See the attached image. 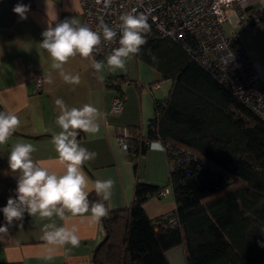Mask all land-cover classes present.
Segmentation results:
<instances>
[{
    "label": "trees",
    "instance_id": "1",
    "mask_svg": "<svg viewBox=\"0 0 264 264\" xmlns=\"http://www.w3.org/2000/svg\"><path fill=\"white\" fill-rule=\"evenodd\" d=\"M147 22L136 56L173 85L155 101L146 128L128 127L127 153L137 170L150 142H161L169 183L138 180L128 207L108 209L94 264H171L168 251L180 245L185 264H264V121L181 42ZM112 78L108 84L122 92L127 78ZM169 186L176 208L150 217L145 202ZM88 198L102 201L95 191Z\"/></svg>",
    "mask_w": 264,
    "mask_h": 264
},
{
    "label": "crops",
    "instance_id": "2",
    "mask_svg": "<svg viewBox=\"0 0 264 264\" xmlns=\"http://www.w3.org/2000/svg\"><path fill=\"white\" fill-rule=\"evenodd\" d=\"M18 3L29 6L27 19L21 20L13 12ZM258 14H262V18L250 23L249 19ZM73 18L81 24L79 0H0V111L15 112L21 120L8 143L0 145V209L6 206L9 197L16 195L19 173L12 172L8 166V154L13 145L31 143L36 148L32 154L34 160L57 158L51 142L52 136L61 131L56 123L59 109L54 101L57 98H62L70 108L91 104L102 114L98 120L99 132L95 135L80 132L77 139L82 147L96 153L93 160L82 166L89 187L92 188L96 180L114 181L110 200L103 201L108 209L128 207L134 199L138 180L159 186L169 183L170 162L163 145L162 150L148 148L136 170L119 140L123 134L126 140L130 126L146 128L154 115L155 101L168 96L173 80L161 79L155 68L136 55L126 61L124 69L112 71L106 59L94 53L96 60L105 63L103 70L97 73L90 60L76 56L64 65V71L79 75L80 83H66L59 72L51 68L52 60L40 43L49 24L55 27ZM225 29L229 34H238L256 67L259 87L264 88V0H252L242 6L235 4L229 10ZM122 75L127 78L122 84L126 99L122 109L114 112L112 101L119 92L108 81ZM49 78L51 83H48ZM144 207L152 218L173 211L176 201L172 190L166 196L149 198ZM53 220L58 226L63 223L55 217ZM49 222L25 213L22 220L7 225L0 211V226L8 228L7 232L0 233V264H94L95 250L106 237L103 219L90 227L77 218L74 222L81 236L79 247L67 245L52 253L41 239L43 226ZM178 250L174 247L168 251L171 264H174L173 259L181 263L184 249ZM50 254L52 259H46Z\"/></svg>",
    "mask_w": 264,
    "mask_h": 264
},
{
    "label": "clouds",
    "instance_id": "3",
    "mask_svg": "<svg viewBox=\"0 0 264 264\" xmlns=\"http://www.w3.org/2000/svg\"><path fill=\"white\" fill-rule=\"evenodd\" d=\"M29 6L16 4L13 12L21 20L27 19ZM119 30V47L114 48L106 56V64L110 70L124 69L126 61L141 52L147 43L146 34L150 31L147 17L144 15L124 14L117 26ZM100 31H94L73 18L49 24L43 31L40 47L49 54L51 68L57 70L66 83L79 84L80 76L64 71V65L71 58L80 56L90 60L92 68L101 72L105 67L103 61L95 59L94 53L102 51L101 44L114 42L118 35L115 28L108 24L99 25ZM155 59V57H153ZM227 64L228 61H225ZM49 78L48 83H51ZM59 109L56 123L61 131L52 136V144L57 158L52 161L34 160L36 148L31 143H16L8 154V166L12 172H18L15 197H9L5 207L0 209L7 225L14 220H22L24 214L39 216L50 222L43 226L41 239L48 247L49 253L67 245L79 247L81 236L74 222L77 218L86 221L90 227L98 224L108 216V208L104 202H90L89 193L95 191L102 201L110 200L114 181L112 179L96 180L89 187L83 165L95 158L96 153L82 147L78 142L80 132L95 135L99 132L98 120L101 118L99 109L91 104L68 107L62 98L54 101ZM21 125L19 116L12 111H0V145H6L9 138ZM150 150H162L159 141L149 145ZM63 223L58 226L53 218ZM7 225L0 226V233L8 231ZM264 246V244H261ZM52 259V255L45 257Z\"/></svg>",
    "mask_w": 264,
    "mask_h": 264
},
{
    "label": "built area",
    "instance_id": "4",
    "mask_svg": "<svg viewBox=\"0 0 264 264\" xmlns=\"http://www.w3.org/2000/svg\"><path fill=\"white\" fill-rule=\"evenodd\" d=\"M251 1L79 0V5L82 25L100 31L99 25L108 24L118 32L114 42L102 40V51L95 53L100 59H106L114 48L119 47L117 26L120 17L124 14L144 15L154 24L160 36L181 42L196 60L217 73L223 84L264 121V88L259 87L256 67L243 44L236 41L235 34H229L225 29L229 10L235 4L242 6ZM125 99L126 93L123 90L113 99L112 110L120 111ZM162 102L165 103L164 100ZM123 136L119 142L127 152ZM169 193L170 188L166 187L160 190L158 196ZM174 222V219H170V224Z\"/></svg>",
    "mask_w": 264,
    "mask_h": 264
},
{
    "label": "rangeland",
    "instance_id": "5",
    "mask_svg": "<svg viewBox=\"0 0 264 264\" xmlns=\"http://www.w3.org/2000/svg\"><path fill=\"white\" fill-rule=\"evenodd\" d=\"M164 153H165V150H164ZM167 180H168V177H167ZM165 186H168V183H166V185H164V187ZM169 188L171 190V187L170 186H169ZM181 247H183V246H177L176 247L177 248V251H179L178 249H180ZM173 262H174V264H184V251L182 252L181 263L176 262L174 259H173Z\"/></svg>",
    "mask_w": 264,
    "mask_h": 264
}]
</instances>
